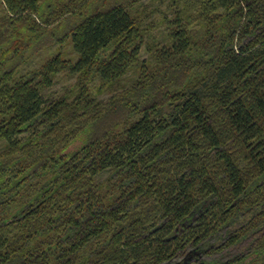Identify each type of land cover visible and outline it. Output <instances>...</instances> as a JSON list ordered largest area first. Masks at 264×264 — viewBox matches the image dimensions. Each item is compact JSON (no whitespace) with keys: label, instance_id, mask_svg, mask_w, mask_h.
<instances>
[{"label":"trees","instance_id":"1","mask_svg":"<svg viewBox=\"0 0 264 264\" xmlns=\"http://www.w3.org/2000/svg\"><path fill=\"white\" fill-rule=\"evenodd\" d=\"M140 2L0 0V264H264V0Z\"/></svg>","mask_w":264,"mask_h":264},{"label":"rangeland","instance_id":"2","mask_svg":"<svg viewBox=\"0 0 264 264\" xmlns=\"http://www.w3.org/2000/svg\"><path fill=\"white\" fill-rule=\"evenodd\" d=\"M170 2L171 0H141L140 2L141 6L139 7V10L141 11L145 10L148 12L149 15L146 21L149 22L148 24L153 25L151 29L152 35L147 37V41L152 42L156 39H159L161 35L164 34V25L161 23V21L165 14L170 16V9H169ZM55 50H57L56 46L50 50L43 51L42 53L34 57V59L29 64L28 68L40 65L43 61L48 59L51 56V54L54 53ZM63 50L65 51V54H68L69 56L72 57H76L71 45H66L65 48H63ZM142 56L144 58H147L148 56V53L144 49ZM135 75H136L135 72L131 71L129 73V76L126 78V83H128L130 79L135 77ZM75 80H76L75 76L69 74L68 72H62L57 76L54 84L51 87L45 89L44 94L47 98H53L57 95H60L67 88H69L75 82ZM109 97L110 94H106L103 96L104 100H107ZM80 144L81 141H76L75 143H73V145H71V147H69L68 151L71 152L77 149ZM107 175L108 173L105 172L102 175H100L98 179L99 180L104 179Z\"/></svg>","mask_w":264,"mask_h":264}]
</instances>
